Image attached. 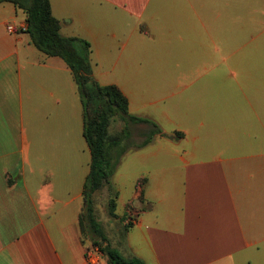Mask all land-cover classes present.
I'll list each match as a JSON object with an SVG mask.
<instances>
[{
  "label": "crops",
  "instance_id": "obj_1",
  "mask_svg": "<svg viewBox=\"0 0 264 264\" xmlns=\"http://www.w3.org/2000/svg\"><path fill=\"white\" fill-rule=\"evenodd\" d=\"M252 1L50 0L60 33L91 44L96 80L117 85L131 114L182 134L126 152L111 178L113 247L123 255L148 264H264L261 117L252 109L251 125L243 119L244 102L254 108L264 82L236 79L234 129L213 124L204 97L181 94L197 79L159 80L174 88L157 96L134 88L150 82L141 73L150 47L189 35L204 45L211 23ZM25 26L21 10L0 2V264H88L91 242L79 227L91 160L83 105L68 65L39 51Z\"/></svg>",
  "mask_w": 264,
  "mask_h": 264
},
{
  "label": "rangeland",
  "instance_id": "obj_2",
  "mask_svg": "<svg viewBox=\"0 0 264 264\" xmlns=\"http://www.w3.org/2000/svg\"><path fill=\"white\" fill-rule=\"evenodd\" d=\"M252 2L255 4L237 7V14L230 15L228 21L211 23L212 36L211 38L206 37L204 45H200L203 39H194L189 35L180 39L179 43L178 39L175 41L171 39L173 43L168 47H150L146 65H143L141 72L150 82L139 84L141 87L136 85L134 88L146 92V95L157 96L161 93L166 94L174 88L164 85V82H157L159 80L197 79L195 84L181 94L204 97L201 104L207 107L206 116L214 114L212 116L213 124L217 128L234 129L237 112L236 79L259 78L264 82V0ZM232 18H238V21H232ZM262 84L264 85V83ZM182 88L179 87V89ZM244 105L245 126L251 125V117L248 112L254 109L260 113L261 119L257 135L260 143H263L264 87L263 93L260 91L259 100L252 103L254 108L251 107V103L248 106L249 103L246 101ZM217 106L221 111L217 109ZM216 112L219 113L218 116H215ZM122 126L123 123L115 118L108 127L109 134L117 135ZM129 127L132 135L128 144L140 142L143 138L142 134L150 128L144 123H131ZM112 190L114 189L112 188ZM110 191L111 189L109 190L108 187L99 190L95 200L98 207L95 217L100 221V226L108 242L111 246H116L117 235L114 234V230L118 226V220L114 222V218L108 214L107 208ZM128 196L129 192L123 189L122 201L125 202ZM120 211L121 207L119 206L118 212ZM102 244L104 245L105 242L103 241ZM103 259L105 260L104 256Z\"/></svg>",
  "mask_w": 264,
  "mask_h": 264
},
{
  "label": "trees",
  "instance_id": "obj_3",
  "mask_svg": "<svg viewBox=\"0 0 264 264\" xmlns=\"http://www.w3.org/2000/svg\"><path fill=\"white\" fill-rule=\"evenodd\" d=\"M3 1L11 2L24 13V32L30 42L45 55L62 58L75 80L83 105V135L91 155L89 172L83 184L84 207L79 215L83 239L98 246L109 264H148L135 255L125 256L111 246L95 217L93 194L106 186L111 189L107 208L108 214L115 217L117 191L112 190L111 178L123 155L147 146L156 135L177 138L182 134L168 135L154 120L131 114L128 99L117 85L100 84L96 80L90 58L91 44L84 38L60 33V21L52 13L50 0H0ZM115 118L123 126L117 135L111 136L108 127ZM131 123L150 126L142 134V140L135 144H128L132 135Z\"/></svg>",
  "mask_w": 264,
  "mask_h": 264
},
{
  "label": "built area",
  "instance_id": "obj_4",
  "mask_svg": "<svg viewBox=\"0 0 264 264\" xmlns=\"http://www.w3.org/2000/svg\"><path fill=\"white\" fill-rule=\"evenodd\" d=\"M8 30L13 31L12 25H8ZM103 252L96 245H90L85 250V260L88 264H104Z\"/></svg>",
  "mask_w": 264,
  "mask_h": 264
}]
</instances>
